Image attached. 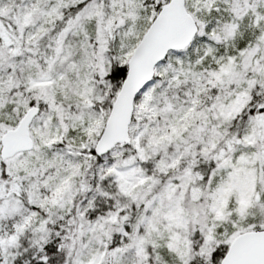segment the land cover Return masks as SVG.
I'll use <instances>...</instances> for the list:
<instances>
[{"label": "snow or ice", "instance_id": "6c2138e0", "mask_svg": "<svg viewBox=\"0 0 264 264\" xmlns=\"http://www.w3.org/2000/svg\"><path fill=\"white\" fill-rule=\"evenodd\" d=\"M0 264H264V0H0Z\"/></svg>", "mask_w": 264, "mask_h": 264}]
</instances>
